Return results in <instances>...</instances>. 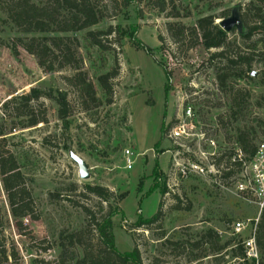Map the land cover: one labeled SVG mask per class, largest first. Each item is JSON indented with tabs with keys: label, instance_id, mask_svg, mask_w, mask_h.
Returning a JSON list of instances; mask_svg holds the SVG:
<instances>
[{
	"label": "rangeland",
	"instance_id": "obj_1",
	"mask_svg": "<svg viewBox=\"0 0 264 264\" xmlns=\"http://www.w3.org/2000/svg\"><path fill=\"white\" fill-rule=\"evenodd\" d=\"M255 1L179 0V19L160 15L151 7L146 8L145 3L134 4L117 17H110L113 11L109 5L107 17L95 27L78 33L46 35L78 39L82 69L101 99L104 97L97 78L111 71L117 61L120 76L114 83V104L87 113L80 110L74 90L64 80L74 76V70L46 72L22 48L18 56L13 55L7 46L14 39L44 35L19 32L8 18L7 4L0 2V130L5 127L7 133L6 141H0V150L5 147L18 158L39 217L37 221L14 219L0 176V249L3 245L9 257L6 263L0 253V264L52 262L59 259L61 244L82 257V248L72 249L67 238L88 225L84 207L99 212L101 200L86 193L87 185L101 186L114 194L112 204L118 202L122 210L113 219L116 249L126 254L137 246L143 264H155L156 259L159 264H187L185 258H175L171 249L162 247L157 227H131L139 221L152 220L159 209L163 213L161 232H165V240L194 239L208 229L219 232L224 241L234 237L237 242L244 241L251 232L257 234L260 206L230 184L239 170L231 180H224L221 167L216 164L230 151L239 153V127L253 132L256 146L264 138V62L253 66L251 78L234 83L235 88L248 91L250 99L247 109L229 121V95L218 88L216 71L210 62L216 51H207L202 45L178 50L167 31L170 23L193 28L204 17L221 18L230 12V18L234 9ZM111 2L98 0L100 7ZM140 10L144 13L142 19ZM186 14L190 15L185 17ZM110 26H119L125 32L120 46L112 44L114 50L106 52L89 44V31H105ZM231 39L243 46L238 32ZM138 41L151 50L152 56L137 47ZM155 59L171 75L169 92L164 71ZM32 88L68 93L74 110L68 120L69 131H65L58 118V106L49 99L40 101L48 123L19 129L12 105L7 109L5 105ZM179 129L181 137L170 139L171 132ZM127 149L135 154L132 170L125 169ZM70 150L88 164L90 180L80 179L77 166L69 158ZM58 193L60 198H51V194ZM175 204L184 209L190 206V210H174ZM103 205L108 211V205ZM237 222L248 228L236 236ZM89 238L87 233L86 241ZM12 251L16 253L13 258ZM262 261L260 255L259 262ZM202 264L242 263L228 251L224 256L205 259Z\"/></svg>",
	"mask_w": 264,
	"mask_h": 264
},
{
	"label": "trees",
	"instance_id": "obj_2",
	"mask_svg": "<svg viewBox=\"0 0 264 264\" xmlns=\"http://www.w3.org/2000/svg\"><path fill=\"white\" fill-rule=\"evenodd\" d=\"M36 3L33 0H0L7 4L5 8L11 23L23 34H40L44 37H34L29 40L16 38L7 47L11 49L14 56H18L19 49H24L29 55L36 58L38 65L46 72H58L67 68L76 73L72 77L64 78L66 84L75 92V101L80 110L84 113L92 109H99L102 106L114 104L115 90L114 83L120 76V67L115 61V66L106 74L97 78L104 99L98 97L97 90L88 76L82 69V60L79 57V41L71 37L46 36L48 34H70L78 33L97 26L106 16L107 11L112 9L113 16L117 17L123 9H128L134 4L139 6L145 3V7L158 14H165L167 18H181L179 0H111L110 4L100 7L98 0H40ZM110 5V7H109ZM243 23V32L239 34L243 46L237 45L218 24L217 19H227L230 12H226L221 18L213 16L204 17L197 21L196 27L186 28L179 24L167 25V31L172 41L179 49H193L202 45L205 50H215L210 62L216 71L218 88L226 92L230 99V120H235L240 113L248 107L250 93L246 90L235 88V82L252 77L253 66L264 62V0L251 2L245 8L237 9ZM169 11V12H168ZM139 18H143V12L139 11ZM190 14H186L188 17ZM125 32L119 26H110L105 31H89L86 39L89 44L102 51L114 50L111 45H121ZM256 39V40H255ZM255 40V41H254ZM138 48H144L152 56L151 50L136 42ZM259 46L261 48H259ZM258 50V51H257ZM187 51V50H186ZM257 59V60H256ZM155 63L162 68L166 77V91L169 92L171 75L155 59ZM49 99L58 106V118L63 123L65 131H69L68 120L74 115L73 106L67 92L60 90H43L32 88L29 93L17 96L5 105L7 109L12 105V114L19 121L18 127L21 130L35 128L40 124H47L46 111L42 108L40 101ZM38 106H35L36 104ZM223 122V121H222ZM221 125H224L221 123ZM225 126V125H224ZM6 129L0 130V141H6ZM164 137V132L162 140ZM161 140V142H162ZM161 142L156 151H159ZM236 144L243 154L242 161H250L256 153L257 146L254 143L253 132L246 127L236 129ZM235 152H229L218 159L216 166L221 167V174L224 180H231L234 172L240 169L242 163L237 160ZM234 160V164L232 162ZM20 162L13 152L2 147L0 150V176L4 186L11 213L15 220L22 221L30 218L33 221L39 219L32 193L27 187L26 178L21 171ZM235 167L236 170L232 169ZM162 175L161 172H158ZM232 184V181L230 182ZM74 191L76 186H74ZM88 195L101 200L99 212H93L88 207L83 210L89 218V223L81 231H73L67 240L73 247L82 248L83 255L77 252H69L65 244H61L62 252L59 259L52 262L38 261L36 264H143L140 250L137 246L133 251L121 254L116 249V240L113 233V219L122 214V210L116 204H112L115 196L107 188L101 186H85ZM164 194V192L162 193ZM57 195V197H56ZM60 193L51 194V198H60ZM175 199H178L177 197ZM103 204H107L108 211ZM174 210H190V206L183 208L175 204ZM163 213L159 209L150 221H139L131 225L132 228L157 229L162 240V247L171 249V254L185 258L187 264H202L210 257L224 256L231 251L232 257L245 259V250L241 241L236 238L224 241L219 232L213 229L200 232L194 239H181L178 242L165 240V232L162 231ZM21 226V223H18ZM90 238L86 241V234ZM256 244L262 256L264 264V208L258 224ZM51 248H48L50 250ZM46 250V249H45ZM0 253L4 262L7 263V250L1 245ZM12 258L16 253L12 251ZM245 264H255L244 262ZM155 264H159L156 259Z\"/></svg>",
	"mask_w": 264,
	"mask_h": 264
},
{
	"label": "built area",
	"instance_id": "obj_3",
	"mask_svg": "<svg viewBox=\"0 0 264 264\" xmlns=\"http://www.w3.org/2000/svg\"><path fill=\"white\" fill-rule=\"evenodd\" d=\"M182 130H173L170 134V139L180 138ZM125 162L127 170H132L135 164V154L130 149L125 150ZM237 160L241 161L242 165L239 169L237 177L233 179L232 184L236 186L237 190L244 197L253 198L262 209L264 208V138L257 145L256 153L250 161H242L243 154L239 150L237 153ZM248 227L242 222L235 223L234 235H241ZM245 250V259L239 262L245 264L249 263L259 264L260 252L256 244V235L251 232L249 237L241 241Z\"/></svg>",
	"mask_w": 264,
	"mask_h": 264
},
{
	"label": "water",
	"instance_id": "obj_4",
	"mask_svg": "<svg viewBox=\"0 0 264 264\" xmlns=\"http://www.w3.org/2000/svg\"><path fill=\"white\" fill-rule=\"evenodd\" d=\"M217 24L228 34L232 33L233 31H237L239 34L243 32V23L237 9H234L232 11V15L230 18L219 19ZM253 75H255V73ZM22 93H24V91ZM69 158L77 166L80 179L83 181L90 180L91 173L88 164L82 158L76 155L73 150L69 151Z\"/></svg>",
	"mask_w": 264,
	"mask_h": 264
}]
</instances>
